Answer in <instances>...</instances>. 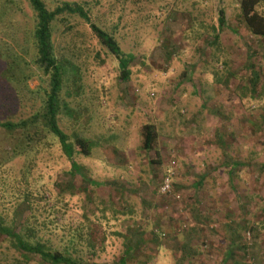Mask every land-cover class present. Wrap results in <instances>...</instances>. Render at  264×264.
I'll list each match as a JSON object with an SVG mask.
<instances>
[{
	"label": "rangeland",
	"instance_id": "obj_1",
	"mask_svg": "<svg viewBox=\"0 0 264 264\" xmlns=\"http://www.w3.org/2000/svg\"><path fill=\"white\" fill-rule=\"evenodd\" d=\"M17 1L31 14L28 1ZM65 1L79 3L134 57L130 74L121 80L88 23L64 14L53 33L57 55L69 60L58 123L71 140L93 141L90 156L74 155L88 179L71 173L47 134L3 168L10 187L45 193L61 225L55 240L79 224L103 236L96 262L116 261L129 244L138 248L128 264H222L234 240L245 245L235 253L245 251L241 261L264 264V35L244 26L240 0H44L49 8ZM255 8L264 15V2ZM23 43L30 60L33 48ZM222 61L234 73L227 84L211 74ZM27 83L40 85L37 76ZM153 122L158 137L146 151L141 129ZM232 161L240 165L230 173ZM168 169L173 192L163 194ZM5 205L9 220L15 212Z\"/></svg>",
	"mask_w": 264,
	"mask_h": 264
},
{
	"label": "trees",
	"instance_id": "obj_2",
	"mask_svg": "<svg viewBox=\"0 0 264 264\" xmlns=\"http://www.w3.org/2000/svg\"><path fill=\"white\" fill-rule=\"evenodd\" d=\"M26 1L31 14H27L17 0H0V136L5 135L4 144L0 148V204L4 205L3 208L6 207L5 204H10L15 212L7 220L0 211V247L6 244V251L0 250V264H128V259L133 257L135 248H138L130 247L129 244L114 262L94 261L97 253L103 250L104 238L95 234L89 226L84 230V224L68 229L67 233L61 229L64 237L55 240L56 235L53 237V234L61 225L53 216L54 207L46 200L45 193L40 191L35 194L29 186L12 189L10 181L4 175L3 168L10 161L35 147L50 134L58 141L62 152L70 161L71 173H79L84 180L88 179L74 155L90 156L93 141L80 135H75L71 140L58 123V115L64 104L62 89L69 60L57 55L53 33L54 25L65 21L64 14L78 15L88 23L98 42L118 61L121 80L128 79V66L134 59L121 50L111 34L90 21L79 3L65 1L49 8L44 0ZM259 2L264 0H240L239 9L240 19L248 31L262 36L264 15L255 8ZM20 14L24 17L23 23L20 22ZM224 23V12L220 9L219 27L222 28ZM20 33L23 42L33 48V58L30 60H26L20 53L22 50L26 55L25 48L28 47L19 38ZM215 39L218 40L217 35ZM222 63L221 69L214 68L211 74L218 84H227L234 73L226 69L228 65L225 61ZM257 75L254 72L250 78L252 84L256 83ZM33 76H37L40 81V85L34 90L27 83ZM253 87L251 91H254ZM141 134L142 148L151 150L157 138L155 126L151 123L144 124ZM5 144L8 146L6 149ZM238 165V161L230 162L229 172L232 173ZM89 183L98 185L93 180ZM42 214L44 217L41 218ZM256 227H247V232L255 233ZM237 236L242 237L239 233ZM230 243L234 249L223 258L222 264H248L241 261L245 251L239 256L235 254L244 249L245 245L236 241L234 243V240Z\"/></svg>",
	"mask_w": 264,
	"mask_h": 264
},
{
	"label": "built area",
	"instance_id": "obj_3",
	"mask_svg": "<svg viewBox=\"0 0 264 264\" xmlns=\"http://www.w3.org/2000/svg\"><path fill=\"white\" fill-rule=\"evenodd\" d=\"M174 172L172 169H168L167 172L163 175L161 183H160V192L163 194H171L173 191L172 189V178ZM175 197L179 198L178 195Z\"/></svg>",
	"mask_w": 264,
	"mask_h": 264
},
{
	"label": "crops",
	"instance_id": "obj_4",
	"mask_svg": "<svg viewBox=\"0 0 264 264\" xmlns=\"http://www.w3.org/2000/svg\"><path fill=\"white\" fill-rule=\"evenodd\" d=\"M144 124H146V123H144ZM143 124V125H144ZM152 125H154L155 126V123L153 122V123H151ZM155 129H156V131H157V128H156V126H155ZM142 137V136H141ZM157 137H158V131H157ZM157 139V138H156Z\"/></svg>",
	"mask_w": 264,
	"mask_h": 264
}]
</instances>
